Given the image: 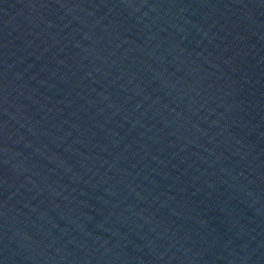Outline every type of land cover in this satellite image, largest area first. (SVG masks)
Masks as SVG:
<instances>
[{
  "label": "water",
  "instance_id": "1",
  "mask_svg": "<svg viewBox=\"0 0 264 264\" xmlns=\"http://www.w3.org/2000/svg\"><path fill=\"white\" fill-rule=\"evenodd\" d=\"M0 264H264V0H0Z\"/></svg>",
  "mask_w": 264,
  "mask_h": 264
}]
</instances>
